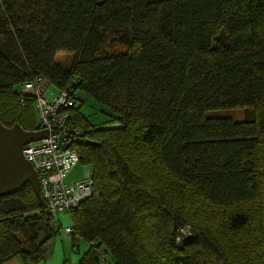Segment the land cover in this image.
Returning <instances> with one entry per match:
<instances>
[{
    "label": "trees",
    "instance_id": "trees-1",
    "mask_svg": "<svg viewBox=\"0 0 264 264\" xmlns=\"http://www.w3.org/2000/svg\"><path fill=\"white\" fill-rule=\"evenodd\" d=\"M38 76L71 84L76 100L71 147L92 188L70 211L71 235L90 255L264 264V0H0L4 126L37 129L23 84ZM78 89L110 111L99 126ZM233 109L240 120L217 114ZM59 228L30 183L0 196V264L40 259Z\"/></svg>",
    "mask_w": 264,
    "mask_h": 264
},
{
    "label": "built area",
    "instance_id": "built-area-1",
    "mask_svg": "<svg viewBox=\"0 0 264 264\" xmlns=\"http://www.w3.org/2000/svg\"><path fill=\"white\" fill-rule=\"evenodd\" d=\"M48 85L49 82L42 76L23 84L24 94L34 97L36 130L47 131V136L24 144L22 154L37 174L40 195L49 216L58 224L59 215L75 209L82 199L91 194L92 177L72 183L65 180L69 170L79 162L78 153L71 144L79 138L80 131L69 121V107L76 100L69 86L71 84L59 89L49 100L45 95ZM62 230L68 234L73 232L71 226Z\"/></svg>",
    "mask_w": 264,
    "mask_h": 264
},
{
    "label": "water",
    "instance_id": "water-1",
    "mask_svg": "<svg viewBox=\"0 0 264 264\" xmlns=\"http://www.w3.org/2000/svg\"><path fill=\"white\" fill-rule=\"evenodd\" d=\"M118 127L117 123L104 126L111 129ZM46 136L45 130H25L18 123L6 127L0 122V196L13 194L26 183H30L40 208L49 215L40 195L37 174L22 154L24 144L41 140Z\"/></svg>",
    "mask_w": 264,
    "mask_h": 264
},
{
    "label": "rangeland",
    "instance_id": "rangeland-1",
    "mask_svg": "<svg viewBox=\"0 0 264 264\" xmlns=\"http://www.w3.org/2000/svg\"><path fill=\"white\" fill-rule=\"evenodd\" d=\"M73 59L72 54L67 53H58L56 56V61L59 64H63L64 66H67ZM22 87V84L18 83L14 86V89L16 91H20ZM58 89L56 85L49 84L47 88L46 97L51 100L54 98L55 94L57 93ZM76 95L78 98V108L80 110L81 115L86 119L90 124L99 126L102 124L106 119H108V114H110V111L102 106L100 103H98L94 98L87 95L83 90L78 89L76 91ZM32 112L29 115L28 121L25 124V126H34L37 124V116L35 114V108L34 105H31ZM217 114L224 115V116H230L233 119L240 120L243 115V111L241 109H233V110H222L218 111ZM91 173L90 165L86 162H78L74 167H72L69 172L66 174L65 180L69 181L70 183L85 178L89 176ZM62 216H67V219H64ZM59 223L61 224V229L65 226H71V218H70V212L62 213L61 216L57 219ZM58 233V234H59ZM182 233L184 235H187L189 233V228L186 226L184 229H182ZM57 234V235H58ZM56 235V236H57ZM60 235H64V233H61Z\"/></svg>",
    "mask_w": 264,
    "mask_h": 264
},
{
    "label": "crops",
    "instance_id": "crops-1",
    "mask_svg": "<svg viewBox=\"0 0 264 264\" xmlns=\"http://www.w3.org/2000/svg\"><path fill=\"white\" fill-rule=\"evenodd\" d=\"M62 217L67 219V216ZM58 224L61 227V224ZM61 233L65 236L60 235ZM61 233L44 244L45 254L31 264H109L106 256L90 255L91 243L89 241L73 237L63 230ZM2 264H23V261L20 257L14 256Z\"/></svg>",
    "mask_w": 264,
    "mask_h": 264
}]
</instances>
